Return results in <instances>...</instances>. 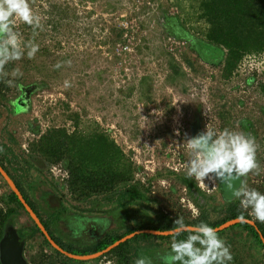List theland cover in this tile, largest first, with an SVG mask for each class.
I'll use <instances>...</instances> for the list:
<instances>
[{
  "label": "rangeland",
  "instance_id": "obj_1",
  "mask_svg": "<svg viewBox=\"0 0 264 264\" xmlns=\"http://www.w3.org/2000/svg\"><path fill=\"white\" fill-rule=\"evenodd\" d=\"M207 1L30 0L42 17L43 30L35 37L40 47L34 59L7 66L9 72L18 67L22 73L11 85L7 83L10 76L0 77L7 84L0 97V152L5 157L13 148L32 161L33 167L28 168L19 158L11 160L10 168L16 175L30 169V194L45 216L52 211L50 199L81 217L73 227L58 224V234L67 241H95V237L83 241L77 225L83 228L96 220L102 225L101 237L126 231L137 216L123 224L125 212L118 208L120 185L111 192L97 191L79 199L84 196L81 192L72 193L51 172L58 163L68 168L71 159L53 162L49 156L29 151L43 136L60 131L79 137L107 135L121 149L122 160L132 165L131 183L149 187V198L141 199L153 210L164 206L170 211L178 201L182 212H191L193 217L200 213L177 179L186 173L191 156L184 141L194 137L196 123L203 131L207 126L217 131L228 128L255 137L259 167L247 175L244 186L264 187V52L245 53L232 69L227 67L230 56L225 48L217 62L206 59L198 51L202 44L197 47L195 43L208 40ZM16 28L25 41L33 37L31 28L22 22L17 21ZM58 63L60 68L55 67ZM65 81L70 87H65ZM24 91L25 97L17 102ZM193 179L206 193L202 203L212 219L237 200H224L218 182L208 191L209 180L202 182V188L201 181ZM11 189L0 175V193ZM33 221L26 209L14 220L25 239L24 256L29 264H51L43 255H52L55 248L44 234L28 238L27 226ZM221 237L227 243L232 238L240 256L231 264H264V249L250 231L231 227ZM170 240H154L161 248L157 260L170 250ZM100 255L62 257L55 264H109Z\"/></svg>",
  "mask_w": 264,
  "mask_h": 264
},
{
  "label": "trees",
  "instance_id": "obj_2",
  "mask_svg": "<svg viewBox=\"0 0 264 264\" xmlns=\"http://www.w3.org/2000/svg\"><path fill=\"white\" fill-rule=\"evenodd\" d=\"M205 8L210 24L207 32L208 40L196 41L195 44L197 47L202 44V47L197 49L204 53L206 59L217 62L222 49L225 48L230 56L227 67L232 69L245 53L264 52V0H209L205 3ZM1 81H4V78L0 80V97L7 89V84ZM101 135L102 133H95L91 136L79 137L75 134H68L64 130L63 132L51 134L50 137L43 136L41 141L33 143L31 145L32 150H29L49 156L53 162H58L67 157L71 159L67 168L70 171V178L64 183L69 185L72 193L81 192L84 195L79 196V199L90 197L97 191L111 192L115 187L120 185L118 208L125 212L123 224L125 220L128 222L134 214L135 217L137 216L135 221H133V224L128 225L129 227L124 232L112 231L101 237H99V232L102 225L97 223L96 220H93L83 228H79L78 225L77 228L74 226L78 232L77 235H80L84 239L83 241L89 238H96L95 241L87 244H79V241L76 243L67 241L58 234V224L64 223L67 227L72 226L73 223L78 222L77 220L81 218L80 216L78 217L76 214L70 213L61 202L57 205V202H53L50 199L47 200V203L52 207V211L45 216L42 213L41 207L38 206L30 194V191L33 189L32 182L28 179L31 175L30 169L26 170L25 175H16L10 168L11 160L14 161L19 158L20 163L24 162L30 165L28 168L33 167L32 161L21 154V152L13 151V148L10 153H5V157L2 156L4 152H0V164L14 179L23 196L40 217L51 237L64 250L80 256L103 252L98 258H104V263L109 264H135L136 260L141 257L148 260L150 264H162L159 258L158 260L156 259L161 250L160 244L154 240L157 238L170 239L169 235H157L149 232L140 233L111 249L109 247L123 237L139 230L167 231L174 226L175 220L179 217H183L188 224H198L203 221L218 228L240 216L242 210L240 209L239 199H237L229 202L226 207L221 209L223 211L219 218L212 219L211 211L206 204L202 203L203 196L206 193L186 173L179 174L177 179L182 185L186 186L187 193H189L190 198L199 208V215L193 217L191 212H182V207L178 201H175L171 205L172 209L170 211L164 206L156 207V210H153L149 204L141 199L149 198L147 196L149 187L140 188L138 187L139 183H131L133 178L132 165L122 160L123 153L114 141H110L108 136ZM94 137L99 144L96 140L94 142L93 139L88 140ZM255 189L264 192L263 186L255 187ZM140 207H143L144 211ZM22 209L25 210V207L12 189L9 193H0V242L4 237L7 227L14 224L15 218L20 215ZM244 215L249 221L253 219L246 212ZM237 226L250 231L251 235L256 238L264 249V223H260L259 221H256L254 224L239 222L231 227ZM230 228L218 231L219 235L223 236ZM27 229L29 231V239L35 238L38 234L43 235L35 221H33L32 225L27 226ZM72 231L71 234L77 237L76 233ZM186 235L185 233L184 236ZM184 236L180 238H184ZM24 240V237H21V241L24 242ZM45 241L49 243L47 238H45ZM227 244L230 246L233 254V261L240 259V256L232 247L234 240L232 238L229 239ZM43 256L51 264H55L62 257L74 260V258L65 255L57 249H55L52 255L44 253ZM0 264H2L1 261Z\"/></svg>",
  "mask_w": 264,
  "mask_h": 264
},
{
  "label": "clouds",
  "instance_id": "obj_3",
  "mask_svg": "<svg viewBox=\"0 0 264 264\" xmlns=\"http://www.w3.org/2000/svg\"><path fill=\"white\" fill-rule=\"evenodd\" d=\"M17 21L31 28V39L25 41L22 38L16 28ZM41 30L42 17L33 10L30 0H0V77L10 76L8 84L11 85L22 73L18 67L9 72L7 66L24 58H35L40 47L35 37ZM61 66L58 63L55 67ZM65 87H70L69 81H65ZM184 142L191 156L186 163V175L201 182L209 180L214 184H225L226 191L239 199L242 211L238 219L264 223V192L244 186L247 175L259 167L255 137L228 128L217 131L207 126L200 134L186 138ZM242 177L245 179L241 180ZM236 181H240L239 187ZM245 212L253 219L249 221ZM165 234L171 240L170 250L161 257L162 264H231L234 259L230 246L219 235L218 229L206 222L188 224L179 217ZM182 236L184 238H180ZM135 264L150 262L141 257Z\"/></svg>",
  "mask_w": 264,
  "mask_h": 264
},
{
  "label": "water",
  "instance_id": "obj_4",
  "mask_svg": "<svg viewBox=\"0 0 264 264\" xmlns=\"http://www.w3.org/2000/svg\"><path fill=\"white\" fill-rule=\"evenodd\" d=\"M203 131V129L200 126V123H196L192 129L193 136H196L200 134ZM0 174L7 180L12 190L18 195L19 199L23 203L26 211L30 214V216L35 220V222L40 227L42 233L47 238L49 243L60 252L64 253L65 255L75 258V259H87L90 257H95L100 255V253H96L94 255L90 256H80L72 254L66 250H64L50 235L48 230L46 229L45 225L42 223L40 217L37 215V213L33 210V208L30 206V204L27 202L25 197L23 196L22 192L18 188L17 184L15 183L14 179L8 174V172L4 169V167L0 164ZM243 180V178H241ZM236 186H240V181H236ZM221 195L224 200H234L235 198L231 196L230 193L226 191V185L223 183L218 182ZM241 222L238 218L228 221L225 224L221 225L220 227L216 228L218 231L226 229L236 223ZM254 224V223H253ZM153 233L157 235H166V231H159V230H151V229H145V230H139L136 231L130 235H127L123 237L122 239L118 240L116 243L111 245L109 249L115 247L119 243L137 235L140 233ZM264 240V238H263ZM264 242V241H263ZM0 261L2 264H29L27 259L24 256V242L21 241V236L18 233L17 229L14 227V225H11L7 227L4 237L2 238L0 242Z\"/></svg>",
  "mask_w": 264,
  "mask_h": 264
},
{
  "label": "built area",
  "instance_id": "obj_5",
  "mask_svg": "<svg viewBox=\"0 0 264 264\" xmlns=\"http://www.w3.org/2000/svg\"><path fill=\"white\" fill-rule=\"evenodd\" d=\"M51 172L61 182H66L70 178V171L60 163L53 165ZM200 186H202V188H204L202 182H200ZM207 186H208V191H209L210 186H212L213 188L216 187V183L214 184L211 181H209ZM183 190H184V193L186 194L187 188L184 187ZM195 212H196V210H195Z\"/></svg>",
  "mask_w": 264,
  "mask_h": 264
},
{
  "label": "flooded vegetation",
  "instance_id": "obj_6",
  "mask_svg": "<svg viewBox=\"0 0 264 264\" xmlns=\"http://www.w3.org/2000/svg\"><path fill=\"white\" fill-rule=\"evenodd\" d=\"M24 90H25V91H28V88H25ZM25 91L23 92V94L21 95V97H20L19 99H15L16 101L18 100L17 102H19L21 99H23V98L25 97V95H26V94H25ZM36 163H37L39 166H41V164H39L38 161H37ZM39 166H38V168H40Z\"/></svg>",
  "mask_w": 264,
  "mask_h": 264
},
{
  "label": "crops",
  "instance_id": "obj_7",
  "mask_svg": "<svg viewBox=\"0 0 264 264\" xmlns=\"http://www.w3.org/2000/svg\"><path fill=\"white\" fill-rule=\"evenodd\" d=\"M16 107V106H15ZM101 136H104V135H101ZM105 136H107V135H105ZM109 143H110V141H109ZM240 260V259H239ZM239 264H244V261H243V263L242 262H240ZM246 264V263H245ZM258 264V263H257Z\"/></svg>",
  "mask_w": 264,
  "mask_h": 264
}]
</instances>
